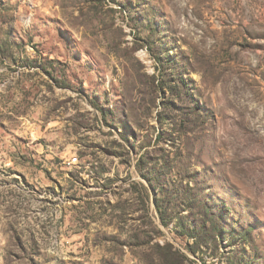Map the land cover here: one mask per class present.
I'll list each match as a JSON object with an SVG mask.
<instances>
[{
	"label": "rangeland",
	"instance_id": "374dc122",
	"mask_svg": "<svg viewBox=\"0 0 264 264\" xmlns=\"http://www.w3.org/2000/svg\"><path fill=\"white\" fill-rule=\"evenodd\" d=\"M0 264H264V0H0Z\"/></svg>",
	"mask_w": 264,
	"mask_h": 264
},
{
	"label": "built area",
	"instance_id": "2783aa9c",
	"mask_svg": "<svg viewBox=\"0 0 264 264\" xmlns=\"http://www.w3.org/2000/svg\"><path fill=\"white\" fill-rule=\"evenodd\" d=\"M70 164H73V163H77V158H74L71 160V162H69Z\"/></svg>",
	"mask_w": 264,
	"mask_h": 264
}]
</instances>
